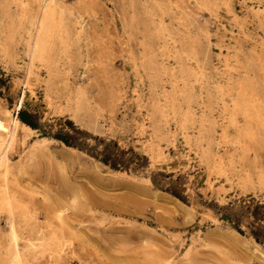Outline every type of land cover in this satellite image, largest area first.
I'll list each match as a JSON object with an SVG mask.
<instances>
[{"label": "rangeland", "instance_id": "374dc122", "mask_svg": "<svg viewBox=\"0 0 264 264\" xmlns=\"http://www.w3.org/2000/svg\"><path fill=\"white\" fill-rule=\"evenodd\" d=\"M0 48V264H264V0H0Z\"/></svg>", "mask_w": 264, "mask_h": 264}, {"label": "bare ground", "instance_id": "6f19581e", "mask_svg": "<svg viewBox=\"0 0 264 264\" xmlns=\"http://www.w3.org/2000/svg\"><path fill=\"white\" fill-rule=\"evenodd\" d=\"M55 1V0H54ZM43 2V1H42ZM40 11L39 14L36 15L33 20L31 21V28L29 29L28 36H30L29 41L27 42V52L30 64L28 66V72L27 75L31 76V72H33V68L35 64L39 61H47L49 55L51 54L52 49V43H51V35L52 31L55 27L56 22V8L54 7V2L50 3H43V5H40ZM56 6V5H55ZM58 11V10H57ZM60 19V18H59ZM26 21V20H25ZM58 23V22H57ZM60 25V24H57ZM26 30V28H25ZM56 30V29H55ZM28 31V30H26ZM27 33V32H26ZM56 33V32H55ZM12 34V33H11ZM57 34V33H56ZM54 36V34H53ZM12 38V37H10ZM9 39V38H8ZM11 40V39H9ZM53 40V39H52ZM25 41V40H24ZM20 42V41H19ZM11 43V42H10ZM17 46V45H16ZM1 49V48H0ZM54 50V49H53ZM56 50V49H55ZM17 56V55H16ZM15 57V55H14ZM9 58V57H8ZM17 58V57H16ZM5 59V58H4ZM11 59V58H10ZM52 59V58H51ZM49 59V61L51 60ZM12 60V59H11ZM52 61V60H51ZM10 63V62H9ZM49 63V62H48ZM46 64V62H45ZM49 65V64H48ZM53 66L55 65L52 64ZM37 66V65H36ZM40 66V65H38ZM45 66V65H44ZM43 67V66H42ZM37 68V67H35ZM49 68L52 70L53 68L49 66ZM12 69V68H11ZM49 69V70H50ZM36 71V70H35ZM51 72V71H50ZM49 72V73H50ZM53 72V71H52ZM51 72V73H52ZM35 73V72H34ZM33 75V74H32ZM28 76V77H29ZM30 80V79H29ZM28 80V81H29ZM49 80V79H48ZM50 82V81H48ZM40 83V80H39ZM51 83V82H50ZM53 85V84H52ZM49 87V86H48ZM54 91V90H53ZM69 93V92H68ZM77 93V92H76ZM74 95V93H73ZM47 98V97H46ZM49 98V97H48ZM74 103V102H73ZM82 104V102H81ZM23 106V99L18 103L17 110H20ZM73 109V108H72ZM4 111V110H3ZM79 115V114H78ZM20 128L24 130L27 129L29 131H32V129L22 123L18 117H13L11 119L8 118H0V167L4 165L5 163V169L7 167V149L17 140L18 133ZM202 129V128H201ZM206 129V128H205ZM204 129V130H205ZM21 130V131H23ZM207 131V129H206ZM209 131V130H208ZM204 132V131H203ZM201 133V131H200ZM204 134V133H203ZM167 137V135H166ZM202 138V137H201ZM204 138V137H203ZM46 140V139H45ZM160 140V139H159ZM22 143V142H20ZM159 146V145H158ZM160 147V146H159ZM158 147V148H159ZM202 148V147H201ZM161 149V148H160ZM163 152V150H161ZM10 152V151H8ZM7 152V153H8ZM208 152V151H207ZM159 153V151H158ZM160 154V153H159ZM209 154H207V157ZM211 156V153H210ZM203 157V155H202ZM210 158V157H209ZM3 168V166H2ZM2 170V169H1ZM5 172V171H4ZM2 174V173H1ZM0 207L6 208L9 212H13V203L11 197L8 195L7 192H0Z\"/></svg>", "mask_w": 264, "mask_h": 264}]
</instances>
